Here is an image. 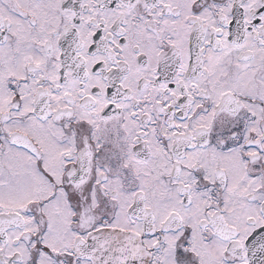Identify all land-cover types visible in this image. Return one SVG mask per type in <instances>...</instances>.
<instances>
[{"label": "snow or ice", "instance_id": "6c2138e0", "mask_svg": "<svg viewBox=\"0 0 264 264\" xmlns=\"http://www.w3.org/2000/svg\"><path fill=\"white\" fill-rule=\"evenodd\" d=\"M0 264H264V0H0Z\"/></svg>", "mask_w": 264, "mask_h": 264}]
</instances>
